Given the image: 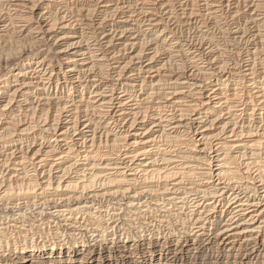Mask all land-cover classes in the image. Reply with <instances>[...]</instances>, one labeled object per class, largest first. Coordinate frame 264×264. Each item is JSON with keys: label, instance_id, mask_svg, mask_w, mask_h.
Listing matches in <instances>:
<instances>
[{"label": "bare ground", "instance_id": "bare-ground-1", "mask_svg": "<svg viewBox=\"0 0 264 264\" xmlns=\"http://www.w3.org/2000/svg\"><path fill=\"white\" fill-rule=\"evenodd\" d=\"M0 66V197L19 211L0 229L34 205L79 232L36 243L13 222L3 264L97 248L114 264L120 211L95 204L139 181L138 261L119 264H173L201 239L264 264V0H0Z\"/></svg>", "mask_w": 264, "mask_h": 264}, {"label": "rangeland", "instance_id": "rangeland-1", "mask_svg": "<svg viewBox=\"0 0 264 264\" xmlns=\"http://www.w3.org/2000/svg\"><path fill=\"white\" fill-rule=\"evenodd\" d=\"M217 32V31H216ZM216 32H214L213 33V35L215 36V39L216 40H218L219 39V41H223L224 40V35H223V40H222V37H221V34L220 33H216ZM217 34V35H216ZM218 35H220V36H218ZM217 36V37H216ZM51 41H53V40H50V43H51ZM26 44L27 43H25L24 44V47H23V45H22V47H17L14 51L16 52L17 51V53L19 52L20 54L19 55H24L29 49H27L26 48ZM57 45H59V44H57ZM27 46H30L31 47V44L30 43H28V45ZM243 47V46H242ZM21 48V49H20ZM24 48H26L27 50H25ZM22 49H24V50H22ZM23 51V52H22ZM22 53V54H21ZM27 54H28V52H27ZM51 57H53V56H51ZM2 67V68H1ZM3 67H4V69H3ZM0 69H1V72L0 73H4V71H10L9 70V68L7 69V70H5L6 69V67L5 66H0ZM106 151H107V148H106ZM105 151V152H106ZM111 153V152H110ZM106 155H108L109 156V154H104V157L106 156ZM107 156V157H108ZM97 158H99V157H96V159ZM99 160V159H98ZM115 176H112V177H110V179H108L107 181H110V180H113V179H115L114 178ZM112 178V179H111ZM116 184V185H115ZM114 184V182H111V183H107V187L106 188H104V190L103 191H111V190H117L118 188L119 189H122V187H118L117 186V183H115ZM141 184V182L139 181V184L138 185H136V186H134L135 188H133V190H139L140 189V187L142 186V185H140ZM113 185V186H112ZM107 188H109L108 190H107ZM112 188V189H111ZM118 189V190H119ZM133 190L131 189V190H129V192L128 193H126L127 195H125V196H120L119 198L117 197V198H112L111 196H104V197H99L100 199L98 200V203H96L95 204V206H98V207H100L102 204V208L103 209H106V208H108V210L110 211V214H111V212L113 213L114 211H116V212H119L120 213V215H116V217H114L115 219V221H113V223H112V227L110 228V229H112L113 228V230L110 232V233H119L118 235L117 234H115L114 236L112 235V238L113 239H111V237L109 236L108 238H109V240H107L108 242L106 243V244H108V246H109V254L111 255V261L114 263V264H119L120 263V261L121 262H123V261H125V260H130L131 259V261L133 260V261H138V257H137V254L136 255H134V254H132L131 255V253H129L130 251H127V249L129 248L130 249V247H132L133 249L135 248V250H137V247H136V244H135V246H133L134 245V243H135V239L134 238H136V240H138L139 238H137L136 237V235L139 233L140 234V230L138 231V229H139V226L141 225V221H140V218L139 219H137V217L136 216H138L139 217V215L138 214H134L133 213V211L131 212V210H132V208H130V207H127L125 204H123V203H125L126 201H127V197H128V195H131V194H133ZM65 191H67V190H61V192H65ZM111 197V198H110ZM124 197V198H123ZM85 199H87V196L86 197H83V198H81L80 200H85ZM103 199V200H102ZM114 199V200H113ZM117 199V200H116ZM107 200V201H106ZM113 200V201H112ZM4 203H3V202ZM112 201V202H111ZM119 201V202H118ZM8 202H10V203H8ZM13 200H12V198L10 199L9 198V200H8V198H3V199H1V197H0V221H3L4 219H7V220H9V219H13L14 217H17L18 216V212L19 211H17V209L15 208V207H13ZM109 202V203H108ZM122 204H121V203ZM2 203V204H1ZM12 203V204H11ZM99 203H100V205H99ZM102 203V204H101ZM116 204V206H115V204ZM119 203V204H118ZM111 204V205H110ZM108 205V206H107ZM123 205V206H122ZM104 206V207H103ZM109 206H111V207H113V208H110ZM125 206V207H124ZM35 208V206L34 205H32V206H30V207H27V208H29V209H26V208H24V215H20L19 216V219H17L16 221H12L11 220V224L9 225V227L7 228V229H0L1 231H0V238H2V239H5V240H7L8 239V237L9 238H11V236L13 235V236H18L17 234L19 233L18 231L19 230H17L15 227H13L12 226V224H13V222H19V224L21 225H23V226H25V229L23 230V231H25V232H27V229H30V232H29V241H32V240H34V241H36V243H39V242H42V241H46V240H56V234H55V232L56 231H58L59 229H60V231L63 233V236L65 235V237H66V240H69V241H71L72 240V232H75L74 234H75V236H79L78 234H76V233H79L78 232V230H72L71 231V229H72V227H70L68 224H65V221H61L58 217H50V218H44L46 215H39V213L36 211V210H38V209H34ZM50 207V206H49ZM115 207V208H114ZM124 207V208H123ZM117 208V209H116ZM128 208V209H127ZM48 210H50V209H45L44 211H46L45 213H47L48 212ZM126 210V211H125ZM4 211V212H3ZM27 213H26V212ZM135 211H137L136 209H135ZM14 212V213H13ZM127 214H126V213ZM9 213V214H8ZM124 213H125V215H124ZM11 214V215H10ZM31 214H33V215H31ZM121 214H122V216H121ZM129 214V215H128ZM132 214V215H131ZM3 215V216H2ZM5 215V216H4ZM135 215V216H134ZM108 216V215H107ZM107 216H104L105 218H108ZM118 216H119V218H118ZM127 216H129V219H128V217ZM122 219H121V218ZM135 217V218H134ZM30 218V219H29ZM32 218V219H31ZM36 218V219H35ZM125 218H126V220L127 221H125ZM133 218H134V220H133ZM57 221H56V220ZM120 219V220H119ZM19 220V221H18ZM129 220V221H128ZM131 220V221H130ZM136 220V221H135ZM174 221L173 222H175L176 223V229H178V226L177 225H179V222H182V220H181V218L178 220H175V219H173ZM91 220H89V222H90ZM117 221H118V223H117ZM133 221V222H132ZM59 224H57V223ZM60 222V223H59ZM120 222V223H119ZM125 222L128 224H126L125 225ZM47 223V224H46ZM91 223V222H90ZM123 223V224H122ZM139 223V224H138ZM5 225H8V223L7 222H5L4 223ZM3 224V225H4ZM25 224V225H24ZM114 224V225H113ZM131 224V226H129ZM64 225H66V226H64ZM91 226H93L94 224H90ZM90 225H89V227H90ZM115 225H117V226H115ZM121 225V227H122V229H121V227L119 228V226ZM58 226V227H57ZM128 226V227H127ZM136 226V227H135ZM129 227H131V228H129ZM133 227H135V230H134V228ZM48 228V229H47ZM57 228V229H56ZM63 228V229H62ZM69 228V229H68ZM71 228V229H70ZM117 228V229H116ZM67 229V230H66ZM127 229V230H126ZM14 230V231H13ZM42 230H43V232H42ZM65 230H66V232H65ZM69 230V231H68ZM133 230V231H132ZM17 231V232H16ZM32 231V232H31ZM35 231V232H34ZM122 231H124V232H122ZM136 231V232H135ZM138 231V232H137ZM126 232H127V234H126ZM132 232V233H131ZM135 234H134V233ZM89 233V234H88ZM125 233V234H124ZM27 234H28V232H27ZM138 234V235H139ZM83 235H85L86 237H85V239L87 238V236L88 235H90V232H88V231H85V233L83 234ZM129 235H133V237L134 238H130V236ZM74 236V237H75ZM116 237H117V239H116ZM121 237V238H120ZM126 237V238H125ZM189 238V237H188ZM74 239V238H73ZM89 239V238H88ZM132 239V240H131ZM134 239V240H133ZM114 240V241H113ZM118 240V241H117ZM129 240V241H128ZM111 241H112V243H111ZM120 241V242H119ZM200 241V242H199ZM142 242V241H141ZM190 242V244H192V241H189ZM205 244H204V243ZM110 243V244H109ZM114 243V244H113ZM117 243H119V244H117ZM122 243V244H121ZM124 243V244H123ZM207 243V241H203L202 239L201 240H198V242H197V245L195 244V245H188V248H189V250H188V252H187V256L185 257V259H179V258H176L177 260L176 261H172V263L173 264H233L234 263V257L233 256H228L226 253H224V252H222L221 250H219L218 251V249H217V245L215 246V244H212V243H208V244H206ZM71 244H72V242H71ZM112 244V245H111ZM189 244V243H188ZM200 244V245H199ZM210 244H212V245H210ZM124 245H126V246H124ZM116 246V247H115ZM122 246V247H121ZM142 246L145 248V249H142V254L144 253V255L145 256H148L149 254H148V251H150V249H151V247H147V245H146V243L145 244H142ZM201 246V247H200ZM206 246V247H205ZM113 247V248H112ZM148 248V249H147ZM205 250H204V249ZM112 249V250H111ZM202 249V250H201ZM115 252H114V251ZM120 250V251H119ZM143 250H144V252H143ZM196 250V251H195ZM10 251V252H9ZM9 251L7 250V253L8 254H6L7 256H5L4 258L5 259H7L8 260V263H10V264H18L19 262H18V253H15L14 251H12L11 249H9ZM85 250H83V251H81L82 253H80V254H77L76 256H74V253H71V255H72V259L73 260H71L72 261V263H67L68 261H70V258H68V256H66L67 254H62V256H59V253H53V254H51V252H50V250H45L43 253H41V254H39V253H37L36 255H33V256H31V258L33 259V260H31V261H29L27 264H83V263H81L80 262V260L82 259V256H83V254L84 253H86V251L84 252ZM123 251V252H122ZM194 251H195V254H194ZM201 251V252H200ZM90 252V250L87 252V253H89ZM120 252V253H119ZM193 252V253H192ZM9 253H11V254H9ZM96 253V254H95ZM121 253H123V254H121ZM140 253H141V250H140ZM192 253V254H191ZM15 254V255H14ZM17 254V255H16ZM90 254V253H89ZM94 254V258H96V263H97V256H98V248L96 249V251L95 252H93L92 254H90V255H93ZM127 254V255H126ZM194 254V255H193ZM52 255V256H51ZM122 257H121V256ZM189 255V256H188ZM192 255V256H191ZM1 256V255H0ZM159 256V254L156 256V257H158ZM223 256V257H222ZM10 257V258H9ZM59 257H63L62 258V260H60V258ZM114 257V258H113ZM126 259H125V258ZM1 258V257H0ZM13 258V259H12ZM81 258V259H80ZM118 258H120V259H118ZM225 258V259H224ZM136 259V260H135ZM17 260V261H16ZM117 261V262H116ZM178 261V262H177ZM60 262V263H59ZM102 262V261H101ZM156 262H158L159 263V260L158 261H156ZM95 263V264H96ZM124 263V262H123ZM0 264H3V261L1 262L0 261ZM85 264V263H84ZM161 264V263H160Z\"/></svg>", "mask_w": 264, "mask_h": 264}]
</instances>
